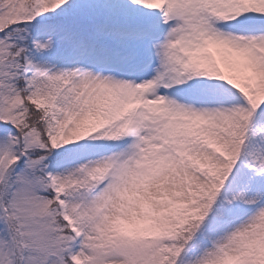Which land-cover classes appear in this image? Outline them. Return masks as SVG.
I'll return each mask as SVG.
<instances>
[{"label": "snow or ice", "instance_id": "obj_1", "mask_svg": "<svg viewBox=\"0 0 264 264\" xmlns=\"http://www.w3.org/2000/svg\"><path fill=\"white\" fill-rule=\"evenodd\" d=\"M0 264H264V0H0Z\"/></svg>", "mask_w": 264, "mask_h": 264}]
</instances>
